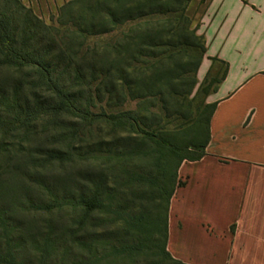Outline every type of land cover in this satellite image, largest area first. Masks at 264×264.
<instances>
[{
	"label": "trees",
	"instance_id": "1",
	"mask_svg": "<svg viewBox=\"0 0 264 264\" xmlns=\"http://www.w3.org/2000/svg\"><path fill=\"white\" fill-rule=\"evenodd\" d=\"M190 1H81L82 16L67 31L82 42L102 41L78 57L19 0H0V264H185L166 249L169 205L183 185L181 164L205 155L215 104L189 125L168 130L160 123L175 101L170 79L196 73L205 54L185 14ZM188 51H198L192 64ZM87 56L102 66L88 64ZM176 56L185 64L172 65L171 78L161 75L160 66ZM72 77L117 110L77 108L65 87ZM131 99L145 108L123 109ZM156 103L158 110L149 111ZM47 115L98 124L66 182L45 176L65 163L63 135L46 137L47 150L23 151L16 142ZM7 173L24 186L16 200L22 211L38 216L34 233L9 222Z\"/></svg>",
	"mask_w": 264,
	"mask_h": 264
},
{
	"label": "rangeland",
	"instance_id": "2",
	"mask_svg": "<svg viewBox=\"0 0 264 264\" xmlns=\"http://www.w3.org/2000/svg\"><path fill=\"white\" fill-rule=\"evenodd\" d=\"M19 1L26 8H29L39 20L49 26L52 32H56L59 39H62L66 48L77 51V53L79 52L78 57L80 54H83L86 49L94 47L96 44L100 45L102 41L100 37L90 38L82 42L79 38L71 36L70 32L67 31V29L73 31L72 25L78 23L79 17L82 16L80 10L81 1L83 4L85 3L84 1L87 2L88 0ZM201 2L204 3V6L206 5L205 0ZM222 2L223 0H212V5L208 10V16L206 15L207 10H203L204 7L201 9L200 6H192L189 3L186 8L185 14L190 20V28L195 30L196 36L203 38L205 47L203 59L206 55L207 40L204 34L207 31L208 24L211 34L215 32L216 34L218 33L217 38L214 41L211 40L209 48L210 53H217V51L220 50L223 52L236 48L245 51L249 49L251 58L254 59L256 49L261 46L262 42L264 43V40L260 39V26L257 25L259 20H255L253 16H251L250 19V15L246 9L240 11L236 0H225L226 3ZM120 39L122 41V37H120ZM79 45L82 46L80 51ZM192 52L193 51H188V53L192 55V59L187 63L192 64L195 61L198 51ZM98 59L93 56H87L86 62L91 65L92 63H96ZM186 60L187 59L182 56H176L173 61L163 63L160 66L161 69L159 68V73L171 78V76L173 77L175 76L174 74H176L175 71H173L174 68L172 65L179 68V66L185 64ZM210 60L211 66L204 75L200 74L198 70L195 73L193 70L187 69L188 73L183 72L180 79H176V77L170 79V84L176 90V96L172 97L175 98L176 104H174L175 101H173L172 106L168 105V110H171L170 117L168 120L163 119L160 123L165 126L166 129L172 130L184 126L185 124L189 125L197 118L199 112L205 105L212 104L209 97L216 92L218 84L224 77L225 64L215 58H210ZM99 62L96 63L97 68L102 66ZM80 85L79 82L74 81L73 77L65 83V87L67 88L66 91L69 93L72 100L74 101V99H76L77 108L89 113H96L99 109L107 113L117 110V107L114 106L112 101V105L106 107V99L102 102L99 99L96 100V95L92 94V92L90 95L89 92L86 91V88H79ZM78 88L80 91L77 92ZM160 88L163 90V85ZM183 98L184 101L182 102ZM154 105V108L148 107L149 111L158 110V103ZM140 108L142 110L145 106H140L138 100L132 99L123 107V109L133 114L138 112ZM87 126L84 127L79 121L67 115H47L38 118L37 121L29 127L26 133L19 136L16 142H19L23 151L31 150L34 147H38L39 150H47L50 147L49 144L46 143V137L63 135L65 140L59 150L65 152L67 156L65 163H61V167L57 165L51 170H48L45 176L54 183L66 182L68 175L74 171L73 164L80 153L79 149L84 147L92 136H95V130L98 124L91 127ZM42 130H45V134L39 133ZM77 169L76 167L75 170ZM4 177L8 184L5 186L6 189L11 190L12 188L7 194V201L4 203L9 205H6V207L9 211L7 217L10 224L19 226L24 235L36 232L35 225H37L36 221L38 220V216L33 218V215H28L22 211L19 202L17 204L20 194L24 190L23 184H20L19 178L12 177L8 173L5 174ZM185 196L187 201L178 205L177 211H179V216L186 225V229L183 234L179 235H174V230L172 229V246L177 251V254L190 257L196 262L219 264L220 261H222V259H220V247L222 243L213 237H208L199 227L200 221H216L218 219L217 212L212 210L211 205L207 206L205 203L195 209L189 206L193 199L203 200V195L200 193L198 184V176H194V181L189 185ZM210 198L221 199V195L211 190ZM188 212L189 214H187ZM221 214L219 219L221 221L226 220V217L223 216L224 213L221 212ZM23 254L27 257L29 255L28 250H25ZM232 261L233 264H264V258L247 260L233 259Z\"/></svg>",
	"mask_w": 264,
	"mask_h": 264
},
{
	"label": "crops",
	"instance_id": "3",
	"mask_svg": "<svg viewBox=\"0 0 264 264\" xmlns=\"http://www.w3.org/2000/svg\"><path fill=\"white\" fill-rule=\"evenodd\" d=\"M201 1L191 0L190 5L204 7L208 16L212 0H205V6ZM236 2L240 11L247 10L250 19L253 16L259 20L256 23L260 26V39L264 40V0ZM217 34L210 33L208 24L204 34L206 55L198 69L204 75L211 66L210 58L223 62L226 69L216 92L209 97L215 104L209 141L204 157L181 164L178 177L183 185L176 189L168 211L166 249L172 258L185 264H208L179 255L172 246V229L174 235L183 234L186 229L177 206L187 201L185 193L194 176H198L204 201L193 199L189 206L195 209L205 203L217 212L216 221H200L199 227L222 243L219 264H233V259L264 258V43L256 49L254 59L249 49L210 53L211 40ZM211 190L221 199L210 198ZM221 212L226 220L219 219Z\"/></svg>",
	"mask_w": 264,
	"mask_h": 264
}]
</instances>
